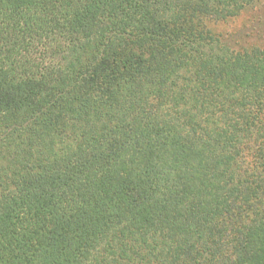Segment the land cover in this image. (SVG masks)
Returning <instances> with one entry per match:
<instances>
[{
	"label": "trees",
	"instance_id": "16d2710c",
	"mask_svg": "<svg viewBox=\"0 0 264 264\" xmlns=\"http://www.w3.org/2000/svg\"><path fill=\"white\" fill-rule=\"evenodd\" d=\"M256 0H0V264H264Z\"/></svg>",
	"mask_w": 264,
	"mask_h": 264
},
{
	"label": "rangeland",
	"instance_id": "374dc122",
	"mask_svg": "<svg viewBox=\"0 0 264 264\" xmlns=\"http://www.w3.org/2000/svg\"><path fill=\"white\" fill-rule=\"evenodd\" d=\"M208 27L221 39L240 50H264V0L226 21H209Z\"/></svg>",
	"mask_w": 264,
	"mask_h": 264
}]
</instances>
